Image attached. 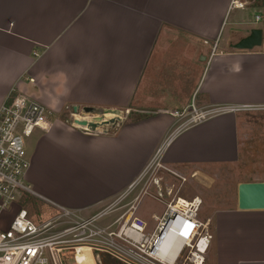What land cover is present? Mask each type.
Masks as SVG:
<instances>
[{
	"label": "crops",
	"instance_id": "1",
	"mask_svg": "<svg viewBox=\"0 0 264 264\" xmlns=\"http://www.w3.org/2000/svg\"><path fill=\"white\" fill-rule=\"evenodd\" d=\"M240 1L0 0V106L16 88L51 113L28 155L34 191L97 213L164 145L168 167L249 162L264 181V0ZM253 28L262 44L235 48ZM74 106L138 120L85 133L61 116ZM193 107L211 115L182 127ZM50 169L56 189L39 181ZM210 219L213 264H264V210H240L237 194Z\"/></svg>",
	"mask_w": 264,
	"mask_h": 264
},
{
	"label": "built area",
	"instance_id": "2",
	"mask_svg": "<svg viewBox=\"0 0 264 264\" xmlns=\"http://www.w3.org/2000/svg\"><path fill=\"white\" fill-rule=\"evenodd\" d=\"M232 5L242 8L244 2L233 0ZM66 110L74 127L92 133L75 124L74 114L78 111L73 107ZM50 114L46 105L16 88L11 89L0 106V220L9 219L5 228L0 226V264H69L61 250L82 245L92 247L99 259L101 254L118 252L121 260L131 259L126 261L129 264H206L214 235L211 219L200 218L202 199L198 196L182 197L184 200L177 197L172 202L163 199L164 193L169 194L173 189L161 186L160 170L174 173L162 161L165 145L130 184L125 198L150 174L148 184L139 189L127 203L128 207L111 223L100 220L107 214L104 210L84 214L80 209L65 207L37 194L25 182L31 167L25 143L36 130L47 132L52 128ZM189 115L187 122L195 124L211 113L193 107ZM30 193L47 201L59 213L47 219L33 217L24 203ZM147 195L165 206L160 215H152V228L136 214L141 199ZM136 235L142 237L141 242L136 240ZM161 240L164 241L159 245Z\"/></svg>",
	"mask_w": 264,
	"mask_h": 264
},
{
	"label": "rangeland",
	"instance_id": "3",
	"mask_svg": "<svg viewBox=\"0 0 264 264\" xmlns=\"http://www.w3.org/2000/svg\"><path fill=\"white\" fill-rule=\"evenodd\" d=\"M69 114H70L69 111L66 110V112L62 113L61 116L63 117L64 115L67 118V120H70ZM148 116L144 117V115H140V118H144L143 120H145L146 117ZM189 117L190 115L188 114L185 120H183L182 123H184V126L181 125L182 127H185L186 125L190 124L187 122ZM130 120L136 121L138 120V118L134 115L130 117V115L123 113V118H121V120H119L118 123L113 127L114 129L118 127L119 128L124 127V125ZM119 124L120 126H118ZM104 130L105 129H103L102 131L100 130L99 132H104ZM91 132L92 134L98 133L97 131H91ZM39 133L40 131L36 130V132L32 136L26 139L25 148L29 156L31 155V150H32L31 148L34 143V137ZM114 133H117V131ZM95 161L98 163L97 160ZM67 163H71V162L69 161ZM94 164L96 163L94 162ZM253 165L255 166L256 164L254 163L249 164V162H238L236 164L221 163V164L203 167L198 170H193L194 168H190V167L184 169H177V168L175 169L169 167L172 171H174L175 174L170 171L167 172L166 170L162 169L160 170L159 173L160 176L163 177L161 186L164 189L166 188L173 189V192H170L169 194L164 193L163 199L167 202H172L174 201V199L176 200L177 197L192 199L195 196H198L202 199L203 202L200 210V218L204 220L213 217L216 210L235 207L237 205V187L240 182L246 180L249 181V180L263 179L262 177H258L259 176L258 174L260 173H258V170H256V168ZM79 167L86 169L85 168L86 166L82 164L79 165ZM150 172H152V170ZM197 173H201L207 176L209 179L203 175L201 176L197 175ZM149 175L150 174H148L141 181V183L138 186V189H136L133 193H131L128 199L122 198V200L119 201V204L115 202L109 204V206H107L106 208L104 207L102 210L106 211L107 214L105 217L101 218L100 220H102L105 223H111L112 221H114L128 207L127 203L134 199V197L138 194L139 189L141 190L144 186H146V184H148ZM179 176H181V178ZM40 178H41V184H43L44 186L51 189L57 188L58 178L56 176L55 170L50 169L48 171H43V173H41V177H39V181ZM25 182L29 184L33 190H35V188L37 187L33 182H31L28 179V177H26ZM87 185L86 182H83L81 188H84ZM64 186L65 185H63V187ZM154 190L155 188L153 187L152 191L154 192ZM24 203L26 207H28L31 215L36 218L47 219L56 216L59 213V211L56 208H54L52 205H50L47 201L37 197L32 193L28 194L24 198ZM164 208L165 206L163 205L162 202L157 201L151 196L147 195L141 199L136 214L147 220L149 222L150 228H152L154 225V219L152 218V214H161ZM102 210L97 211V213ZM8 222L9 219L4 218L3 220H0V226L5 228ZM215 241L216 239L212 240L211 247L208 251L207 259H206L207 264H213L212 258H213L214 250L211 251V249L213 247V242L215 243ZM115 253H116L115 255L101 254L100 259L97 258V255L95 253L85 255L80 253V251L78 252L76 251V255L74 257H70L67 252L63 256H65L68 259L69 264H129L126 261L127 260L131 261V259H129L128 257L127 260H121L119 258L121 257L120 254L118 252ZM122 259L125 258L122 257Z\"/></svg>",
	"mask_w": 264,
	"mask_h": 264
},
{
	"label": "water",
	"instance_id": "4",
	"mask_svg": "<svg viewBox=\"0 0 264 264\" xmlns=\"http://www.w3.org/2000/svg\"><path fill=\"white\" fill-rule=\"evenodd\" d=\"M263 40V30L261 28H253L250 35L242 39L239 43L235 45L237 49L250 50L256 46L262 44ZM82 109L85 112L90 113H102L107 111H117L121 112L118 109H98L91 106H84ZM74 110L78 111L79 106H74ZM121 118H117L111 121V126H115ZM74 121L79 125L89 124L85 120L75 118ZM105 123H108L106 121ZM90 126L93 130L96 128V123H91ZM105 127V130L106 131ZM107 132V131H106ZM238 194V208L240 210H264V181H248L240 182L237 187ZM99 259V258H98Z\"/></svg>",
	"mask_w": 264,
	"mask_h": 264
},
{
	"label": "bare ground",
	"instance_id": "5",
	"mask_svg": "<svg viewBox=\"0 0 264 264\" xmlns=\"http://www.w3.org/2000/svg\"><path fill=\"white\" fill-rule=\"evenodd\" d=\"M82 110H78V112H76L74 114V117L77 118V119L85 120L89 124L84 125V126L79 125L76 122H75V124L80 126L79 128H83V129H86V130H89V131H97V132L100 131V130L102 131L103 129H105V127H107V128L111 127V121L112 120L117 119V118H123V112H117V111H107V112H105L104 111L102 113H90V112H85L84 110H83V112H81ZM84 113H85V115H86L85 117H87V119H83ZM106 121H108V123H105ZM91 123H96L95 130H93L92 127L90 126ZM197 175L201 176L203 174L197 173ZM203 176H205V175H203ZM205 177L208 178L207 176H205ZM135 237H136L137 241H139V242L142 241V237L140 238V235H136ZM163 241L164 240H161L159 242V245H162ZM73 251H75V252L76 251L77 252L80 251V253L85 254V255H89V254L95 253L94 249L92 247H90V246H87V245L74 246V247H71V248H68V249H62L61 253H62V256H63L66 252L70 253V252H73Z\"/></svg>",
	"mask_w": 264,
	"mask_h": 264
},
{
	"label": "trees",
	"instance_id": "6",
	"mask_svg": "<svg viewBox=\"0 0 264 264\" xmlns=\"http://www.w3.org/2000/svg\"><path fill=\"white\" fill-rule=\"evenodd\" d=\"M145 116H147V115H144V117H145ZM141 117H143V116H141ZM62 118H63L64 120L67 119L64 115H63ZM68 255H69L70 257H74V256L76 255V252H74V251H73V252H70V253H68Z\"/></svg>",
	"mask_w": 264,
	"mask_h": 264
}]
</instances>
